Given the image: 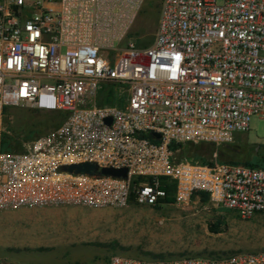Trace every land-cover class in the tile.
Masks as SVG:
<instances>
[{"label": "built area", "instance_id": "obj_1", "mask_svg": "<svg viewBox=\"0 0 264 264\" xmlns=\"http://www.w3.org/2000/svg\"><path fill=\"white\" fill-rule=\"evenodd\" d=\"M144 3L0 0V208L155 204L165 177L178 202L206 192L244 218L264 212V166L176 162L171 147L226 144L249 132L254 116L264 119V0H162L152 43L123 48ZM109 99L119 103H99ZM7 107L66 117L27 150L8 152ZM81 162L128 172L64 168ZM109 264H264V250L223 258L116 253Z\"/></svg>", "mask_w": 264, "mask_h": 264}, {"label": "rangeland", "instance_id": "obj_2", "mask_svg": "<svg viewBox=\"0 0 264 264\" xmlns=\"http://www.w3.org/2000/svg\"><path fill=\"white\" fill-rule=\"evenodd\" d=\"M161 1L145 0L121 47L129 42L140 46L152 43ZM99 103L119 102L109 99ZM65 116L63 111L7 107L2 137L21 132L24 139L28 138L25 151L30 142L61 125ZM214 145L216 150L208 156L213 163L221 162L219 148L224 152L251 149L264 155V119L254 116L249 132L238 134L232 142ZM174 160L202 163L194 158L179 160L177 154ZM260 250H264V212L244 218L210 198L202 200L198 194L189 202L176 200L158 206L135 203L126 207L72 204L0 208V264H109L116 253L131 257L189 254L223 258Z\"/></svg>", "mask_w": 264, "mask_h": 264}, {"label": "trees", "instance_id": "obj_3", "mask_svg": "<svg viewBox=\"0 0 264 264\" xmlns=\"http://www.w3.org/2000/svg\"><path fill=\"white\" fill-rule=\"evenodd\" d=\"M64 112V111H63ZM66 113V112H64ZM66 117V116H65ZM28 139V138H27ZM27 139L23 138V134L17 133L14 136L5 133L2 137V147L4 151L8 152H23L25 142ZM172 149L175 151V155L179 156V160H188L194 158L195 160H202V163L214 164L211 161H208V156L213 154L216 150V147L213 143L210 142H186L178 143L175 142L172 144ZM221 153V162H230V163H242L249 166H264V155H260L251 151V149H240L235 151L234 148L227 149L225 152L219 148ZM181 150V152H178ZM223 151V152H222ZM228 151V152H227ZM190 156V157H188ZM159 189L165 192L164 196H159L155 205H161L164 203H172L176 201V186L174 183L167 181L165 177L161 178ZM196 195H200L202 200L207 201L210 197L206 192H197ZM218 229H216L217 231ZM215 231V230H214ZM154 258H164L162 256H157Z\"/></svg>", "mask_w": 264, "mask_h": 264}, {"label": "water", "instance_id": "obj_4", "mask_svg": "<svg viewBox=\"0 0 264 264\" xmlns=\"http://www.w3.org/2000/svg\"><path fill=\"white\" fill-rule=\"evenodd\" d=\"M106 121L111 123V118H107ZM152 135L156 136L157 138L161 137V134L158 132H152ZM67 171L70 172H77V173H89V174H96L102 173L106 175L112 176H126L128 169L126 167L122 168H114V167H102L93 162H81V163H73L69 164L64 167Z\"/></svg>", "mask_w": 264, "mask_h": 264}]
</instances>
